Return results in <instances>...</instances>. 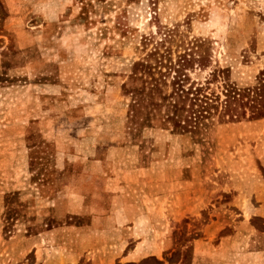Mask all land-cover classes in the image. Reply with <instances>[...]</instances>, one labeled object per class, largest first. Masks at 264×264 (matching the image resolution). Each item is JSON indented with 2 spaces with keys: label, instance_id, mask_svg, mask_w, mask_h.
<instances>
[{
  "label": "rangeland",
  "instance_id": "374dc122",
  "mask_svg": "<svg viewBox=\"0 0 264 264\" xmlns=\"http://www.w3.org/2000/svg\"><path fill=\"white\" fill-rule=\"evenodd\" d=\"M0 264H264V0H0Z\"/></svg>",
  "mask_w": 264,
  "mask_h": 264
},
{
  "label": "trees",
  "instance_id": "16d2710c",
  "mask_svg": "<svg viewBox=\"0 0 264 264\" xmlns=\"http://www.w3.org/2000/svg\"><path fill=\"white\" fill-rule=\"evenodd\" d=\"M155 55V53L150 54L147 58L131 65L130 84L124 85L122 90L129 99L127 105L129 111L136 113L141 122L146 124L156 122L158 125H163L162 109L168 100V95L163 92V87L166 86L164 79L168 74L164 75L159 70L155 72V68L160 66V63L156 64L155 59L154 62H150V58H154ZM170 68L167 67V70ZM175 72L171 77L169 87L178 90L182 88L186 79L182 77L181 73ZM205 89L204 84L195 87L190 84L186 89L191 96L188 108L190 128L196 127L200 121L208 118L211 112L216 110L218 97L211 93L206 94ZM225 92L228 94V90Z\"/></svg>",
  "mask_w": 264,
  "mask_h": 264
}]
</instances>
